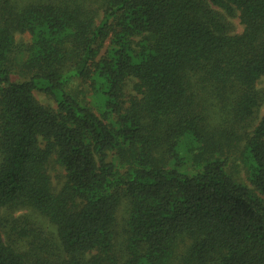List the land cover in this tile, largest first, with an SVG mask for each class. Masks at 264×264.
<instances>
[{
    "label": "trees",
    "instance_id": "1",
    "mask_svg": "<svg viewBox=\"0 0 264 264\" xmlns=\"http://www.w3.org/2000/svg\"><path fill=\"white\" fill-rule=\"evenodd\" d=\"M90 2L0 0V211L55 238L15 227L0 264H264V0Z\"/></svg>",
    "mask_w": 264,
    "mask_h": 264
},
{
    "label": "rangeland",
    "instance_id": "2",
    "mask_svg": "<svg viewBox=\"0 0 264 264\" xmlns=\"http://www.w3.org/2000/svg\"><path fill=\"white\" fill-rule=\"evenodd\" d=\"M90 7L94 25H96L101 19V11L99 10L98 0H91ZM216 12L223 15L226 22L229 24L230 33L231 34H240L242 32L243 27L240 25L239 19L236 16L228 17L225 13L219 9L212 8ZM29 36L28 34H17L15 35V43L17 44H26L28 42ZM12 80H20L19 77H12ZM129 87V86H128ZM255 88L258 92H260L261 96L264 98V77H262L256 84ZM70 93L79 98L80 101H87V95L84 91V88L79 83H73L69 86ZM126 92L131 94V88H127ZM133 94V93H132ZM35 100L42 106L54 108V104L47 97L34 93L33 94ZM264 113V102L261 104L260 108H258L255 119L252 121L250 125H244L247 132H250L251 128L259 121ZM240 126V127H241ZM239 128V127H238ZM237 130V129H236ZM238 131L243 133L242 130L238 129ZM244 146V141H241L238 144V147L235 151L230 154L229 162L232 163L236 167V177L238 181L246 185L248 188L251 187L250 182L248 181L247 171L242 165L241 152ZM231 170V166L229 167ZM47 174L50 179V188L51 191L56 194L62 187L64 183V171L61 166L55 161L54 158L50 159L47 165ZM0 216L5 219L3 229H0V237L4 242L10 243L12 246H21L24 245L18 240L17 235L13 233L14 228L16 227V231H19L22 228L36 230L37 232H42L44 234L45 239H51L54 242V228L49 223V221L44 218L41 214L36 212L31 208H18V209H3L0 211ZM55 243V242H54Z\"/></svg>",
    "mask_w": 264,
    "mask_h": 264
}]
</instances>
